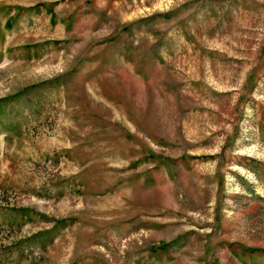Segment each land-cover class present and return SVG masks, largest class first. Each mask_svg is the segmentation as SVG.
Returning a JSON list of instances; mask_svg holds the SVG:
<instances>
[{"label":"rangeland","instance_id":"374dc122","mask_svg":"<svg viewBox=\"0 0 264 264\" xmlns=\"http://www.w3.org/2000/svg\"><path fill=\"white\" fill-rule=\"evenodd\" d=\"M0 264H264V0H0Z\"/></svg>","mask_w":264,"mask_h":264}]
</instances>
